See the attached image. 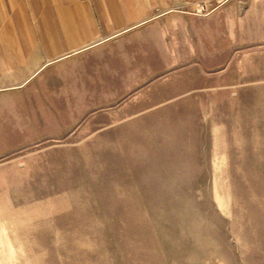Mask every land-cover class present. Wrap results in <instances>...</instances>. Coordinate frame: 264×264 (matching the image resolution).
I'll return each instance as SVG.
<instances>
[{"label": "rangeland", "instance_id": "374dc122", "mask_svg": "<svg viewBox=\"0 0 264 264\" xmlns=\"http://www.w3.org/2000/svg\"><path fill=\"white\" fill-rule=\"evenodd\" d=\"M220 5L0 89V264H264V3Z\"/></svg>", "mask_w": 264, "mask_h": 264}, {"label": "crops", "instance_id": "0c3cea01", "mask_svg": "<svg viewBox=\"0 0 264 264\" xmlns=\"http://www.w3.org/2000/svg\"><path fill=\"white\" fill-rule=\"evenodd\" d=\"M199 0H0V89L50 63ZM222 7L264 0H218Z\"/></svg>", "mask_w": 264, "mask_h": 264}, {"label": "built area", "instance_id": "2783aa9c", "mask_svg": "<svg viewBox=\"0 0 264 264\" xmlns=\"http://www.w3.org/2000/svg\"><path fill=\"white\" fill-rule=\"evenodd\" d=\"M220 4L221 2L218 0H199L193 4L189 11L183 12H189L197 16H205L215 10Z\"/></svg>", "mask_w": 264, "mask_h": 264}]
</instances>
